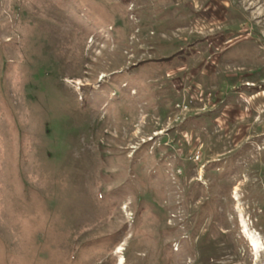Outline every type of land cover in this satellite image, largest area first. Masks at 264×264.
<instances>
[{
  "label": "rangeland",
  "instance_id": "obj_1",
  "mask_svg": "<svg viewBox=\"0 0 264 264\" xmlns=\"http://www.w3.org/2000/svg\"><path fill=\"white\" fill-rule=\"evenodd\" d=\"M120 262L264 264V0H0V264Z\"/></svg>",
  "mask_w": 264,
  "mask_h": 264
},
{
  "label": "bare ground",
  "instance_id": "obj_2",
  "mask_svg": "<svg viewBox=\"0 0 264 264\" xmlns=\"http://www.w3.org/2000/svg\"><path fill=\"white\" fill-rule=\"evenodd\" d=\"M250 242H252V244H251L252 251H254L255 253L257 251H259V246H258L257 242H254L253 240H251ZM120 264H121V262H120Z\"/></svg>",
  "mask_w": 264,
  "mask_h": 264
}]
</instances>
